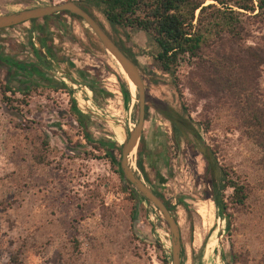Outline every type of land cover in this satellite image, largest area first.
<instances>
[{
    "label": "rangeland",
    "instance_id": "1",
    "mask_svg": "<svg viewBox=\"0 0 264 264\" xmlns=\"http://www.w3.org/2000/svg\"><path fill=\"white\" fill-rule=\"evenodd\" d=\"M62 1L82 0H0V15ZM87 11L138 65L146 105L141 163L148 181L136 168V148L130 160L144 185L171 207L179 263L225 264L226 256L229 264H264V174L258 149L242 136L231 109L204 97L202 88L190 89L186 64L177 68L174 88L150 67L152 46L142 32L110 26L92 6ZM38 25L45 27L53 58L41 48ZM0 52L12 64L38 65L42 79L31 82L0 64V86L8 83L14 91L3 95L12 110L0 93V264H164L169 234L163 219L122 190L120 155L89 145L111 140L120 146L136 122L135 92L127 100L120 92L114 74L126 81L115 60L84 23L67 15L1 31ZM258 82L263 89L264 69ZM70 99L86 118L89 144L69 113ZM112 127L119 128L121 143ZM209 149L246 190L243 206H226L227 227L210 200L203 158Z\"/></svg>",
    "mask_w": 264,
    "mask_h": 264
},
{
    "label": "trees",
    "instance_id": "2",
    "mask_svg": "<svg viewBox=\"0 0 264 264\" xmlns=\"http://www.w3.org/2000/svg\"><path fill=\"white\" fill-rule=\"evenodd\" d=\"M209 1L211 2L208 4H204L205 0H82L72 2L86 12H88V6L94 7L110 26L142 32L152 46L149 54L150 67L168 76L174 88L177 86L176 70L180 64H186L190 74L187 81L188 87L197 91L202 88L205 91L204 97L214 99L219 106L231 109L242 136L258 149V165L264 174V88L260 89L258 84L260 72L264 69V0ZM61 15H67L81 22L74 15L59 12L38 20H30L28 23L33 26L38 21L43 22ZM10 28L13 27L6 29ZM3 30L0 29V32ZM35 30L40 35V39L45 37L44 26L38 25ZM114 44L138 69L136 61L120 46ZM47 52L53 58L52 52L50 50ZM102 52L104 53L103 50ZM0 63L12 64L8 58L1 57V52ZM114 76L120 92L127 100L129 98L127 84L118 75L114 74ZM89 89L95 93L93 88ZM7 92L14 93L10 85L4 83L0 86V93L6 107L12 110L14 108L9 106V98L3 96ZM69 113L82 137L89 144L86 118L76 108L72 99L69 102ZM145 114L146 105H144L143 120H145ZM164 117L170 121L172 127L175 126L173 119L167 115ZM200 130L207 132V124ZM193 135L197 138V134ZM89 145L94 149L103 148L110 155L112 152L119 154L120 151V146L111 140H101L98 144ZM142 145L143 138L140 136L136 145L135 165L142 174V178L148 181L141 163V155L144 154ZM208 151V154L203 153V158L207 162L206 171L210 175V180H208L212 189L210 200L227 227L230 221L229 215L225 213L226 206H243L246 190L244 186L229 176L225 168L216 164L215 152L210 149ZM107 155L105 157H108ZM117 173L123 184L122 190L128 189L135 201L148 204L125 181L119 169ZM227 188L231 190L230 194L224 195ZM151 190L170 211L171 207L167 201L156 191ZM159 223L166 229L161 219ZM155 245L162 253L156 241ZM160 257L164 264L169 263L167 255ZM224 261L225 264H229L230 260L224 256Z\"/></svg>",
    "mask_w": 264,
    "mask_h": 264
},
{
    "label": "water",
    "instance_id": "3",
    "mask_svg": "<svg viewBox=\"0 0 264 264\" xmlns=\"http://www.w3.org/2000/svg\"><path fill=\"white\" fill-rule=\"evenodd\" d=\"M59 12H67L71 15L78 17L88 30L96 38L99 46L103 51L109 54L115 62L118 63L128 81L132 84L136 96V122L132 129L128 130L126 138L120 144L118 169L121 176L129 183L135 193L153 207V209L163 219L167 232L169 234V264H179L180 262V240L179 230L176 221L170 211L164 206L161 200L148 188L141 179L130 170L127 166L128 154L136 148L137 142L140 137L143 116H144V84L141 75L133 64L123 52L114 44V42L107 36L101 26L94 18L88 14L81 7L72 1H62L59 3H51L47 5L34 6L22 9L16 12L0 15V29L14 27L19 24L28 22L30 20H38L43 17L50 16ZM128 87V86H127ZM129 90V89H128Z\"/></svg>",
    "mask_w": 264,
    "mask_h": 264
},
{
    "label": "flooded vegetation",
    "instance_id": "4",
    "mask_svg": "<svg viewBox=\"0 0 264 264\" xmlns=\"http://www.w3.org/2000/svg\"><path fill=\"white\" fill-rule=\"evenodd\" d=\"M40 40V43L43 44V46L41 47L47 54V50H52L48 45H46V38L43 37V38H39ZM2 64V63H0ZM5 64V63H3ZM6 65V64H5ZM5 67H8V66H5ZM10 70L12 73H15L17 74L18 76H23L24 79H27L29 78L31 82H40V80H42L40 78V75H39V67L38 65L36 64H28L25 62H15L14 64H11L10 65ZM30 86H26V89H28ZM112 133L116 139V142H119L121 143V141L123 140V136L121 135L120 133V130L119 128L117 127H112ZM143 152L145 153V150H143ZM163 152H162V149L160 150V153H159V156H162ZM151 189V188H150Z\"/></svg>",
    "mask_w": 264,
    "mask_h": 264
},
{
    "label": "bare ground",
    "instance_id": "5",
    "mask_svg": "<svg viewBox=\"0 0 264 264\" xmlns=\"http://www.w3.org/2000/svg\"><path fill=\"white\" fill-rule=\"evenodd\" d=\"M115 63L118 65L117 62H115ZM118 67L120 68L119 65H118ZM120 70H121V72L123 73V71H122L121 68H120ZM122 77L125 79L126 84H127V86H128V89H129V92H130L131 96L133 97V96H134V88H133L132 84L128 81V79L126 78V76H125L124 73L122 74ZM133 150H134V149H133ZM133 150L128 154V159H129V163H130V168H129L130 170H133L132 163H131V160H130V158H131V156H132V154H133ZM133 171H134V170H133ZM201 215H202V213H201Z\"/></svg>",
    "mask_w": 264,
    "mask_h": 264
},
{
    "label": "built area",
    "instance_id": "6",
    "mask_svg": "<svg viewBox=\"0 0 264 264\" xmlns=\"http://www.w3.org/2000/svg\"><path fill=\"white\" fill-rule=\"evenodd\" d=\"M4 30H6V29H4ZM30 40L33 41V38H31ZM32 44H34V43H32ZM162 234L168 239V236H167V233H166V232L163 231ZM163 247H165V248H164V251H165V252H168V248H169V243H168V241L166 242L165 246H163Z\"/></svg>",
    "mask_w": 264,
    "mask_h": 264
},
{
    "label": "crops",
    "instance_id": "7",
    "mask_svg": "<svg viewBox=\"0 0 264 264\" xmlns=\"http://www.w3.org/2000/svg\"><path fill=\"white\" fill-rule=\"evenodd\" d=\"M32 45L35 46V44H32ZM81 102H82L81 104L84 106L85 102L83 100Z\"/></svg>",
    "mask_w": 264,
    "mask_h": 264
}]
</instances>
